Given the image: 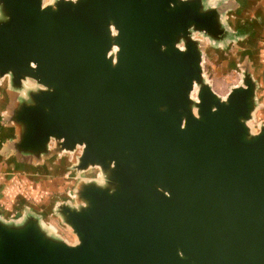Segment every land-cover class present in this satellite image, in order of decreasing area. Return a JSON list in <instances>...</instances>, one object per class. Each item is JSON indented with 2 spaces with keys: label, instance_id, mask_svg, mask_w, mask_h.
<instances>
[{
  "label": "water",
  "instance_id": "95a60500",
  "mask_svg": "<svg viewBox=\"0 0 264 264\" xmlns=\"http://www.w3.org/2000/svg\"><path fill=\"white\" fill-rule=\"evenodd\" d=\"M194 31L227 33L204 0H0L7 150L40 163L79 146L76 168L105 177L58 206L75 244L0 216V264H264L255 84L217 96Z\"/></svg>",
  "mask_w": 264,
  "mask_h": 264
},
{
  "label": "rangeland",
  "instance_id": "374dc122",
  "mask_svg": "<svg viewBox=\"0 0 264 264\" xmlns=\"http://www.w3.org/2000/svg\"><path fill=\"white\" fill-rule=\"evenodd\" d=\"M55 1L42 0V4L50 5ZM204 1L206 6L219 10L227 33L220 40H212L203 32H193V37L200 44L203 81L224 99L233 87L243 84L244 75L252 78L255 105L247 125L255 134L264 126V0ZM4 85L5 82L1 86L0 121L5 116L7 105ZM25 85L34 86V82L27 80ZM197 90L198 85L192 91L194 99ZM80 153L81 148L77 146L71 152L53 153L40 163L23 161L28 166L24 169L15 166L17 170L9 163L10 159L0 158L1 176H7V181L14 180L13 185L18 183L16 187H11L14 192L7 197L6 210H0L1 218L20 222L27 216H35L49 235L75 244L76 235L63 221L58 206H79L82 201L77 193L83 183H105L104 174L98 166L83 170L76 168ZM17 160L22 161L19 157ZM8 207L12 210L9 211Z\"/></svg>",
  "mask_w": 264,
  "mask_h": 264
},
{
  "label": "crops",
  "instance_id": "0c3cea01",
  "mask_svg": "<svg viewBox=\"0 0 264 264\" xmlns=\"http://www.w3.org/2000/svg\"><path fill=\"white\" fill-rule=\"evenodd\" d=\"M1 86L2 85H0V95L2 93ZM4 91H5V89H4ZM5 95H6V97H5L6 101L8 102V94L5 93ZM5 108H6V106H5ZM0 131L2 132V134L0 133V158L6 159V160L10 159L9 163L12 164V166H14L15 170H17V168H16L17 166L20 169L26 168L28 166L27 162L17 160V158H15V156L12 155L7 150V148H5V141L8 140V138H12L15 135L14 129L12 127H8L6 125H3L0 121ZM0 167H1V165H0ZM55 167H57V166H55ZM1 175H3V174H0V210L1 209L3 210V208H5V210H6V208L8 206L7 197L10 196L11 194H13V192H14L11 187H16L18 183L14 182L15 185H13L12 183L14 180L11 179L12 181L11 180L7 181L8 180L7 176L2 177ZM14 178H16V177H14ZM10 184L13 186H11ZM4 204L6 205V207H3ZM9 205H10V207L14 206L13 204H9ZM10 207H8L9 211L12 210V208L10 209Z\"/></svg>",
  "mask_w": 264,
  "mask_h": 264
}]
</instances>
